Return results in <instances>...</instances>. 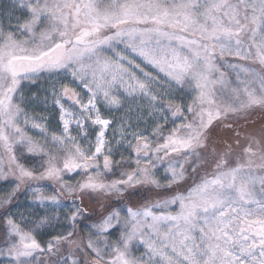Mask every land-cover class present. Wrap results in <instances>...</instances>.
Instances as JSON below:
<instances>
[{
  "label": "snow or ice",
  "instance_id": "6c2138e0",
  "mask_svg": "<svg viewBox=\"0 0 264 264\" xmlns=\"http://www.w3.org/2000/svg\"><path fill=\"white\" fill-rule=\"evenodd\" d=\"M0 264H264V0H0Z\"/></svg>",
  "mask_w": 264,
  "mask_h": 264
}]
</instances>
